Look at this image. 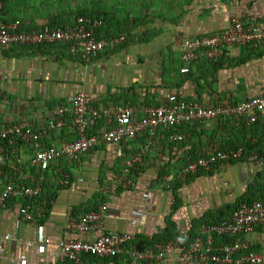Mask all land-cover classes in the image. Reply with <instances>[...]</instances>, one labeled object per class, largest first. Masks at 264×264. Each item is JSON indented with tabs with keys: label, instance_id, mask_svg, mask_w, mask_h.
<instances>
[{
	"label": "crops",
	"instance_id": "1",
	"mask_svg": "<svg viewBox=\"0 0 264 264\" xmlns=\"http://www.w3.org/2000/svg\"><path fill=\"white\" fill-rule=\"evenodd\" d=\"M80 12L106 16L108 22L99 34H125L126 42L89 62L73 57L60 44L0 48V129L26 124L43 131L49 116L80 92L91 96L93 107L127 105L139 118L147 108L163 106L175 92L186 101L206 106L243 102L264 93V45L236 48L217 61L203 60L192 65L188 74L181 73L184 39L225 30L233 14L252 13L262 19L264 0H7L0 6V26L16 21L28 29L71 25ZM107 128L108 120L102 118L96 130ZM177 131L185 134L184 142L172 143L170 131L159 129L131 143L101 144L65 169L71 177L66 187L52 167L41 195L40 201L49 207L40 227L22 221L16 202L0 211V264H69L62 257L60 243L76 235L61 233V229L70 217L97 211L104 203L110 208L105 231L134 232L139 243L173 226L174 234L186 242L192 226L205 215L218 219L224 212L226 219L232 212L227 208L250 189L255 197L264 195V167L249 160L222 161L212 173L202 171L186 182L178 178L185 165L204 153L229 150L245 138L264 143V119L254 134L246 122L242 129L231 122L206 121ZM73 138L67 123L46 139L45 146L60 147ZM30 154V148L23 146L25 162ZM137 155L143 162L133 171V186L109 193L126 163ZM13 171L8 168V175ZM135 211L142 213L136 221ZM7 235L11 240H5ZM244 239L264 264V227ZM183 247L170 251L159 264H185ZM83 264L109 262L85 256Z\"/></svg>",
	"mask_w": 264,
	"mask_h": 264
},
{
	"label": "built area",
	"instance_id": "2",
	"mask_svg": "<svg viewBox=\"0 0 264 264\" xmlns=\"http://www.w3.org/2000/svg\"><path fill=\"white\" fill-rule=\"evenodd\" d=\"M7 0H0V6ZM101 19L77 16L74 23L65 26L46 24L41 28H24L21 22L0 26V48L16 46L66 45L70 55L89 62L99 54L126 42V35L100 37ZM246 45H264V18L252 13L233 14L228 28L204 36L184 39L181 46L182 74H188L192 65L200 61H217L236 48ZM91 96L80 92L71 96L67 103L50 116L43 131L34 130L26 124H10L0 129V211L16 202L19 215L25 223L40 227L45 219L49 203L40 201L47 174L54 167L62 176L60 184L69 186L71 177L65 169L77 164L101 144L122 145L135 141L140 135H154L159 129L170 131L172 143L185 141V134L175 129L203 124L206 121L231 122L239 127L248 126L264 119V93L243 102L230 101L206 106L196 101H186L178 92L169 95L163 106L150 107L137 117L135 110L127 105L91 106ZM108 120V128L97 131L99 121ZM70 124L74 138L60 147H46L45 141L53 133ZM31 150L25 162L22 147ZM242 147L204 153L197 161L189 162L178 174L182 181H189L200 170L210 171L222 161L238 160ZM249 161L264 167V156L252 154ZM143 162L141 155L126 163L123 175L114 182L109 193L133 186L131 176L137 165ZM14 173L8 175L7 169ZM38 201L36 207L34 202ZM104 203L97 211L79 217H70L61 233H73L75 239L62 240L61 254L66 262L83 264L85 256L108 261L109 264H159L168 253L181 245L177 241L151 243L141 246L133 233L120 234L104 230V222L110 212ZM135 211V221L141 217ZM264 227V200L242 201L229 217L205 224L198 229L193 240L187 237L181 259L185 264H262L260 254L250 249L244 239ZM100 232L97 238L87 236ZM5 240H11L6 236ZM189 240V241H188ZM152 242V239L149 240ZM50 243V240H46ZM32 244V243H30ZM129 245V248H128ZM118 260V262H116Z\"/></svg>",
	"mask_w": 264,
	"mask_h": 264
},
{
	"label": "trees",
	"instance_id": "3",
	"mask_svg": "<svg viewBox=\"0 0 264 264\" xmlns=\"http://www.w3.org/2000/svg\"><path fill=\"white\" fill-rule=\"evenodd\" d=\"M77 16H85V17H89L91 19H101L103 21V26L106 25V23L108 22V19L106 18V16H103L102 14L98 15V14H95V13L89 14L87 12H80V13H78ZM121 25H124V23L120 24V26ZM99 33H100V29H99ZM112 35L119 36V35H122V34H120V33H111V34H107L105 36H101L100 35V37H108V36H112ZM258 124H259V121L257 123H255L254 125L248 126L250 134L256 133V127H257ZM244 126H246V125H244ZM238 128L242 129L243 128V123L241 124V126L237 127V129ZM245 129H247V128H245ZM238 147H242L243 153H242L241 157L238 160H232L231 162L241 161V160H243V161L244 160H249L251 155L254 154V153L259 154L261 156H264V143L262 142V140H258V141L255 140L254 141V139H252V138L251 139H246L245 138L244 140L241 141L240 145H234L229 150L237 149ZM218 165L219 164H217L214 167H212V169L209 172L212 173L214 171V169L216 167H218ZM202 171H204V170H200L198 172V175L200 173H202ZM178 186L179 185L176 184V186L173 189L174 190L178 189ZM253 195L256 196V194L253 191V189H250L245 197H242L233 207H228L227 209L229 210V209L232 208V212H233L238 207L239 203L242 202V201L264 200V195L263 194H262V196L259 195L260 197H255ZM178 202L179 201L177 199L176 203L174 205L175 210L178 207ZM223 216H225L224 212H221V214H220L218 219H216L215 216L207 214L201 220L196 221L195 224L191 228L189 240H193L197 236L198 229L201 226H203L205 224H209L210 222H213V221L224 219L225 217H223ZM216 217H218V216H216ZM221 217H223V218H221ZM169 241H177V242H179L180 245H185V243H187V241L185 242L183 238H180V237H178V236H176L174 234L173 226H171V227H169L167 229V231L164 234H161L159 236L153 237L152 238V242H149L148 240H143V241L141 240L138 244L141 245V246H147V245H150L151 243H167ZM89 257H91V256H89ZM69 264H71V263H69Z\"/></svg>",
	"mask_w": 264,
	"mask_h": 264
},
{
	"label": "rangeland",
	"instance_id": "4",
	"mask_svg": "<svg viewBox=\"0 0 264 264\" xmlns=\"http://www.w3.org/2000/svg\"><path fill=\"white\" fill-rule=\"evenodd\" d=\"M77 14V13H76Z\"/></svg>",
	"mask_w": 264,
	"mask_h": 264
}]
</instances>
